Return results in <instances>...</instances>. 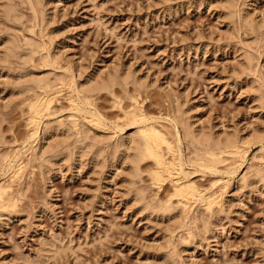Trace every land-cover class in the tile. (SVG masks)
<instances>
[{
    "label": "rangeland",
    "instance_id": "374dc122",
    "mask_svg": "<svg viewBox=\"0 0 264 264\" xmlns=\"http://www.w3.org/2000/svg\"><path fill=\"white\" fill-rule=\"evenodd\" d=\"M6 1L0 0V156L12 163L26 159L27 168L14 179L17 182L7 177L17 205L10 213L0 212V264H164L161 244H168L164 237L171 240L175 264H264V142L254 136L264 130V104L256 98L264 93V0H33L40 8L38 21L28 3L18 4L22 23L15 28L4 16ZM228 5L233 20L227 14ZM8 35L19 41L25 37L39 41L46 46L43 53L51 54V65L40 54L28 62L25 56L5 61ZM244 65L247 71L241 68ZM116 70L131 72V80L136 81L126 90L115 87L123 96L121 106L109 92L84 91L94 103L83 106L84 111L96 110L95 116L106 124L92 131L104 134L99 136L101 142L96 137L95 153L87 148L68 157H50V163L36 159V151L40 153L43 146L61 142L63 135L69 137L66 131L73 117L82 118L72 106L73 99L80 101L87 85ZM55 74L74 82L73 88L62 87L51 114L36 130L30 126L27 105L35 91L24 89L25 75L55 79ZM136 106L158 128L171 133L175 109L197 129L207 126L214 134L229 131L240 138L254 133L246 159L238 167V163L223 162L218 172L189 162L193 147L182 135L190 180L209 189L215 182L213 187L222 191L224 182L231 183L223 210H218L208 233L199 215L204 207L195 209L199 221L192 230L196 233L190 236L186 229L174 235L166 231L172 220L149 213L137 201L141 189L146 190L147 200L165 199L172 185L166 182L158 190L147 169L142 181L135 178L134 183L127 175L129 159L120 143H128L134 135L136 126L125 115ZM114 147L120 150L115 152ZM258 168L262 176L252 177ZM242 177L246 183L241 179V187Z\"/></svg>",
    "mask_w": 264,
    "mask_h": 264
},
{
    "label": "bare ground",
    "instance_id": "6f19581e",
    "mask_svg": "<svg viewBox=\"0 0 264 264\" xmlns=\"http://www.w3.org/2000/svg\"><path fill=\"white\" fill-rule=\"evenodd\" d=\"M22 3H28L29 8L32 10V16H33V19L35 21H38V18L40 17V12H39L40 8H39V5L37 2H35L33 0H7L5 2V5H3L2 7H4L3 12H4V16L6 18V21L11 23L10 26H12V28H15L16 26L18 27V25L21 26L22 13L19 10L18 4H22ZM40 5H42L41 1H40ZM233 6H235V4ZM29 8H28V10H29ZM226 8L228 11L227 10H225V11H227V14L230 15L229 18L231 20H233L231 17L232 16V7L230 5H228V6H226ZM233 8H235V7H233ZM42 16H44V14H42ZM242 16H243V14H241V17ZM227 20H229V19H227ZM234 22H235V20H234ZM228 24H229V22H228ZM7 26H5V27H7ZM13 26H15V27H13ZM5 27H4V29H5ZM22 27H23V25H22ZM22 27H20V28H22ZM21 30H23V29H21ZM6 35H7V33H6ZM231 37H232V34H231ZM19 40L13 38V36L11 37V35L6 36L4 45L6 44L5 47H7L6 48L7 55L4 59L5 61H9L10 57H12V56L13 57L14 56H18V57L25 56L24 60H25V62H28L31 60H35V58H36L35 56H38L37 54H40L41 56H43L45 58L46 65H51L50 64L51 61H49V59H48L51 54L49 55V53H48V55H49V57H48L47 53L46 54L43 53L46 49L45 48L46 46L45 47L42 46L39 41L32 39V38H29V37H25L23 41H19ZM250 47H251V45H250ZM250 57H251V55H250ZM50 59H51V57H50ZM241 66H243V65L241 64ZM241 68L244 69V70L242 69L243 71H247L248 65H244V67H241ZM121 72L116 70V71L109 72L108 74H106V76H101L100 78L97 77L98 79L93 84H91L89 82L91 84V86L90 85H87L89 87L84 86L85 88L83 89V92L84 91H86V92H93V91H95V92H101V91L109 92L113 95L114 98L113 97L112 98L116 100V102L118 103L119 106H121V103L123 101V96L120 94V92L117 89L116 90L119 93L115 91V87L117 85H120V86L124 87L123 88L124 90H126L127 85H129V83H132L134 81L133 79H132L133 81L131 80V78H132V76L130 77V75H132L131 72L128 71V73H130V74H128V73L123 74V72L122 73ZM252 74L253 73H251V76H252ZM100 75H102V74H100ZM25 76L26 77L24 78V82H25L24 89L35 91V93L32 94L34 96L32 98L30 96V100H29V102H27L28 109H29V110L27 109L29 111V123H30V126H31V124H33L34 128H36V130L37 129L39 130L41 123L43 122V118H45L46 115L51 114V112L54 108L53 107L54 101H55L57 95H59V92L62 90V87L67 85L68 87L73 88L74 82L73 83L72 82H66L65 78L62 76H59L58 74H55V76H56L55 79H52L49 76H35V75H32L30 77H27V75H25ZM251 79H252V77H251ZM135 82L136 81H134V84H135ZM256 82H258V80L256 81V79H253V83H256ZM75 84H76V88L79 89V87H77V83H75ZM258 84L259 83H257V86H258ZM251 85H252V83H251ZM259 86H260L259 88H263L262 85H259ZM67 90L69 91V89H67ZM256 90H257V87H256ZM261 90H263V89H261ZM261 90L259 92H261ZM77 91H78V93H80L81 90H77ZM72 92L73 91H71V93ZM83 92H81V93H83ZM86 92H84V93H86ZM121 92L123 93V91H121ZM255 92H257V91H255ZM127 94H128V92H127ZM86 95H87V93L84 96H81L80 101L75 99L73 96L74 99H73V105L72 106H75L76 108H78V110L76 109V111L80 113L79 116H81L82 118L80 119V117L79 118L73 117L72 127H69L70 126L69 125L68 126L69 128L67 129V131L65 129V131L69 137L66 138L63 135L64 139L61 142L58 141L56 143H49L47 147L43 146L41 148L40 153L36 151V153H35L36 159L40 158L42 161L47 159L48 163H50L49 159H48L50 157L60 156V155H64V156L68 157L70 154L75 153L76 151H79V150L81 152H85L87 148H90L91 149L90 151L95 153V150L93 151L92 149L94 147H96L99 143L98 139L96 137H98L100 140V139H102L100 137L102 135L104 137V134H100L101 135L100 136L98 132L94 133L92 131L95 130V132H96V129L98 130V128L103 129V128H105L106 124H103V122L100 120V118L95 116V114H96L95 108H94L95 114L90 112V109H89L90 113L87 112L88 110L86 112L84 111L85 108L83 109V106H86V105H88L90 107L94 106V103ZM90 96H92V95H90ZM258 97L260 98V101L264 104V93L262 94V92H261L260 96H257L256 98H258ZM261 102H260V104H261ZM138 105H139V103H138ZM178 108H179V104H178ZM70 109H71V107H70ZM71 112H73V111H71ZM174 113H175L174 118H176V121H175L176 124H174L175 131H173L174 133H171L170 130L167 131V129L163 130L160 127L158 128L157 125H155L156 124L155 120L148 117L146 115V113L144 112V110L139 106H136L134 108H130L129 110L126 111V115H125L126 117L125 118H127L131 124H134L136 126V130L133 133L134 135H131L132 137L128 139L129 140L128 143L123 142V140L121 142V139L120 140L118 139L120 137L117 138L119 140V143L121 142L120 145L121 146L124 145L123 147H125V150L127 152L126 161L129 159L128 160L129 162L127 161L129 163V170H128L127 175L130 176V179H132L133 181L135 178L136 179L140 178L142 181V177H143L142 175H143L144 171L147 169L148 175L150 176V179H151V183L154 186H156V188L158 190H161V188L164 186V184L166 182H169L172 185V187H171L172 189H170L171 191H169L168 197H166L165 199H162V198L157 199L156 197H152L153 198L152 200L151 199L147 200L146 198H148V196H146V194H147V193H145L146 190L143 191L144 189L139 190L138 191L139 193L137 192L138 193L137 196L139 197L140 201L137 200V198L135 197L138 202L143 203V209L144 210L149 211V213H157V215H159V216H163V217L166 216V217H168L170 222L172 220V222L170 224H169V222H167V224H168L166 226L167 227L166 231L168 232L167 234L172 233L175 235L174 232L183 231V230L187 229V233L190 236H192L195 232L194 230H192V228L194 227L193 224L195 226H197L196 224H198L197 222L199 221L198 220L199 216H197L198 214L195 211V209L197 207H204V210H205L204 214L202 213V215H201V213H199V215L202 216V217H200V219L202 218L201 219L203 222L202 225H203L205 231L208 233L209 231L212 230V225H214L213 218L215 216L217 218L218 210H220V208L222 209V206L225 205V203H226L224 199H225L226 193L229 192V190H230L231 183L226 184V182L223 181L225 183V185H223L224 183L219 182L221 185L224 186L225 190L222 191L221 189H218V188L215 189L214 188L215 182L213 183L214 187L212 186L210 189L208 187H207L208 189L205 187L206 188L205 189L203 187H199L200 185H198L194 181L190 180L188 177V175L190 176V174H188V173L191 171L187 170L188 171L187 172L185 170L186 162H185L184 155H183L184 150L182 148V135L184 136L185 139H187L188 143L190 145H192V147H193V156L189 158V162L191 164H196L197 166L199 165L202 168H204L205 170L210 169V170H215L216 172H218L217 170H219V167H220L219 164L222 165L221 163H223V162L228 163V161H229L230 163L231 162L238 163L242 159L244 160L248 151L250 150L249 149L250 146H248L250 136L253 135L254 133L252 132L253 134H250L249 137L247 136L246 138H245V136H242L244 138H240L239 137L240 135L238 136V135H236L235 132H234L235 133L234 134V133L229 132V131L228 132L223 131L222 134H219L217 132H216L217 134H214L213 133L214 131L211 132V130H210L211 127H209L210 131L208 130L207 126H206V128H205V126H203L202 128L197 129L196 127H194L195 125L193 126V124L189 123V122H192V121H190V119H189V122H187L188 120H186L184 117V119H185L184 120L182 118V114H181L182 112H180L179 109H177V110L175 109ZM177 113H180V114H177ZM183 113H184V111H183ZM147 114H148V112H147ZM149 118L151 120H154L155 124ZM187 118H189V117H187ZM47 127H49L48 124L45 125V133H47V129H48ZM72 129L74 132H71ZM33 130H35V129H33ZM258 131H260V130H258ZM258 131H256V132H258ZM33 133L35 134L37 132L35 131ZM48 134H50V133H48ZM60 135L62 136V134H60ZM73 135H75V139L73 138L74 142L72 143L69 141V139H70V137L72 138ZM257 135L260 138L259 141L264 142V130H263V133L259 132L258 134L256 133V135L254 134V136H257ZM114 141H116V140H114ZM100 142H101V140H100ZM115 143H117V142H115ZM123 147H121V149ZM114 148H113V150H115V152L117 151V149L120 150L117 147L115 149ZM97 149H98V147H97ZM97 149H96V152H97ZM111 149H112V147H111ZM82 150H85V151H82ZM100 150H101V148H100ZM37 153H39L37 155L38 157L36 156ZM88 153H90V152L88 151ZM13 154H14V156H17V154L16 155H15V153H13ZM85 154H87V152ZM85 154L83 153V155H82V153H81L80 155L84 156ZM10 157H11V155H10ZM22 157H24V155H22ZM262 158L264 159V155ZM21 159H23V158H18V161H16V163H12L10 158H8V157L2 158L0 156V177L2 176V180H3L0 184V212H2V213L12 212L13 209L17 205L16 199H15L16 195L14 197L13 196L14 194L11 193V191L9 190L11 188V184L7 183V180H9V179H7V177L11 178V180L13 181L14 179H18L22 175L23 170H26V169H24L26 167V166L24 167V165L26 163L25 164L23 163V161L25 162L26 159H23V160H21ZM105 160H106V158H105ZM146 160H151V163L149 162V164L146 163L147 165H145L143 162ZM64 161H65V159H64ZM123 161H124V159H123ZM13 162H15V161H13ZM239 163L236 164V166L237 165L239 166ZM103 164L104 163L102 162V165ZM142 164H144L145 167H143L144 165L142 166ZM226 165H229V164H226ZM232 166H230V167H232ZM43 167H45V166H42L41 169ZM226 168H227V166H226ZM258 169H256V171H257L256 175H252V177L253 176L258 177V176L264 175V173H262V175H261V169H259V170ZM232 170H233V167H232ZM227 172L229 173L230 171H227ZM232 173H234V172H232ZM22 177H24V176H22ZM260 178H262V177H260ZM241 179H243V177L239 179L240 181H238V186L242 187L243 183H242ZM244 179H245V181H244ZM244 179H243V182L246 183V177ZM260 180H262V179H260ZM17 181H19V180H17ZM17 181L14 180V182H17ZM130 182L132 183V181H130ZM135 182H137V181H134V183ZM134 183L131 185H134ZM216 183H218V182H216ZM252 184H254V182ZM133 187H136V184ZM217 187H218V185H217ZM139 188H141V187H139ZM137 189L138 188H136L135 191H137ZM135 191H134V193H135ZM156 195H158V194L156 193ZM226 199H227V197H226ZM144 210H142V211H144ZM222 210H220V211H222ZM205 213L208 214L207 215L208 217L205 215ZM214 220H215V218H214ZM194 228H196V227H194ZM196 230H198V229H196ZM166 231H165V233H166ZM200 231H201V229H200ZM177 234H179V233H177ZM181 234H184V233L182 232V233H180V235ZM181 236H183V235H181ZM174 237L175 236H173L172 238L174 239ZM164 238H163V242L166 240L168 242V244L165 242L163 244H161L162 249H164V253L161 252L164 256L163 257V260H164L163 263L164 264H173V263L175 264L176 261L173 263H172V261H173V259H177V258L173 257L171 259L172 255H174L173 254L174 251L171 247V242L169 243V241H171V240L168 241V239H170V238H165V239ZM183 238H184V236H183ZM195 238H196V236H195ZM195 238H193V239H195Z\"/></svg>",
    "mask_w": 264,
    "mask_h": 264
}]
</instances>
